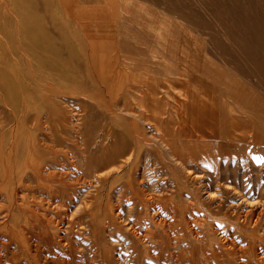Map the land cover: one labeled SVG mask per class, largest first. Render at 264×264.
I'll list each match as a JSON object with an SVG mask.
<instances>
[{
    "label": "rangeland",
    "instance_id": "obj_1",
    "mask_svg": "<svg viewBox=\"0 0 264 264\" xmlns=\"http://www.w3.org/2000/svg\"><path fill=\"white\" fill-rule=\"evenodd\" d=\"M211 103V124H218L197 144L200 110ZM31 137L44 160L36 171L67 193L63 202L35 179L29 190L18 184ZM10 149L17 168L0 177V264L27 263L15 229L25 225L23 203L46 220L49 237L68 239L77 264H104L107 253L137 264L125 227L110 237L111 218L100 202L107 188L93 201L103 172L107 186L122 190L132 180L138 190L124 200L110 194L118 226L145 216L129 210L143 199L140 189L158 195L155 208L173 199L165 210L180 196L187 225L181 247L172 250L200 259L192 239L201 217L211 215L223 223L219 229H238L264 258V0H0V151ZM9 191L12 208L22 212L6 213ZM90 199L94 205L85 210ZM48 224L57 227L55 236ZM34 231L33 242L41 225Z\"/></svg>",
    "mask_w": 264,
    "mask_h": 264
},
{
    "label": "bare ground",
    "instance_id": "obj_2",
    "mask_svg": "<svg viewBox=\"0 0 264 264\" xmlns=\"http://www.w3.org/2000/svg\"><path fill=\"white\" fill-rule=\"evenodd\" d=\"M212 106H213L212 103H211V108H209L208 106L204 105L203 109L200 110L201 116H200V122L199 123L201 124V126H200L201 137H199V139L197 140V144H198V142L201 141V139H205L206 137L209 136V134H207V130L209 128L213 129L211 126H212V124H214V122L211 124V121H213L212 117L215 115L214 114L215 110L212 109ZM217 113L219 114V112H217ZM205 116L209 117L208 121H207V118H205ZM215 120H216V117H215ZM192 122L195 123V121H192ZM132 124H134V123H132ZM215 124H216V122H215ZM215 124L213 125L214 127H215ZM135 125H136V123H135ZM137 128H138V126H137ZM158 128H160V127H158ZM214 130L215 129H213V132H214ZM135 131H136V133L138 132L137 129ZM158 132H159V130H158ZM161 133H163V132H161ZM141 134H142L141 137H143L145 133L141 132ZM160 137H161V134H160ZM144 138L148 139L146 137H144ZM31 139H32V141L30 140L31 142L28 143V141H29L28 140L27 144L24 143V147H23V162H22L23 164H21V166H23V168H22L23 169V172H22L23 173V178L18 177V178H20L18 184H21L22 181H23V186L22 187L23 188L25 187L26 189L29 190L30 189V186H28L29 182L32 183L33 179H35L36 183H37V181L40 182V184L38 183V185H40V187L42 188L41 190H43V189L47 190L48 196L53 197L55 194H58V196H60V198H61L59 200H61V202H63V200L66 197L67 193L63 192L64 190H61V188H59L58 186H52L51 184H48L47 182H46L47 183L46 184L44 182V177H41L38 174V172L36 171L37 170L36 166L37 165H41L42 161L44 162V160L42 159L43 158L42 154H41L42 152H41V150L39 148V145L35 141L37 139H33L32 137H31ZM26 140H27V138H26ZM162 140L165 141V146H169L170 148H174V145L176 147L178 146L177 144H175V142L173 144V142L168 141L165 138L164 139L162 138ZM43 142H44V140H43ZM145 142H147V141H145ZM181 142L184 143L185 145H187V143L185 141H181ZM142 143H143V141L142 142H137V143H136V141L133 142V144L134 145L136 144V146L140 144L139 145L140 147H141ZM197 146H194V148H196ZM139 151H138V153H139ZM12 152H13L12 149L7 151V153H4L3 151H0V170H1L0 177H1V179L8 178V175L10 177V174L12 173L11 172L12 169L14 170L15 168H17V166H15V163H16L15 162V158L13 159L12 155H11ZM15 154L17 155V152H15ZM195 156H197V155H195ZM16 158H17V156H16ZM191 158L193 159V157H191ZM197 159H198V157H197ZM13 164L15 166L14 168H12ZM133 164H134V162H133ZM127 165H128V162H127ZM21 166H20V168H21ZM6 167H9V173L10 174H8V169H5ZM133 167L134 166H131V169ZM121 168H122V165H119V166H117L115 168L110 169L109 171H110V173L112 175L114 171L115 172H117V170L120 171ZM128 168H129V165H128ZM136 171L137 170H135V172L133 170L130 171L131 172L130 176L132 174H135ZM90 174H91V172L89 173V175ZM15 175H16V172H15ZM18 175H19V172H18L17 176ZM142 175H143L142 178H146L145 177V171H144V173H142ZM91 176H92V174H91ZM91 176H90V178H91ZM108 177H109V174L105 173V172H103L102 174L97 175L96 179H97L98 184L96 186H94L95 188H97V190H96L97 193L94 196V200L93 201H95V204H96L97 200H99L98 198L101 196V195H98V193L102 190V188H107V192H106V194H104L105 195V200H103V198H102L100 200V202H104L106 208L108 209V212L106 213V216L111 218V221H109V225H110L109 229H112V231L110 233V237H114L116 239H117V237L118 238L121 237L120 233L123 232V227H125V229H124L125 231L123 233H125L126 235L131 237V240H130L131 245L130 246L132 247V251H133L131 256L133 257L132 259H134V261L137 264H244V262H241V259L243 258L242 257L243 255H246V256L250 257V261L252 262V264H263L264 258L261 256V254H263L262 251L261 252L259 250L257 251V249H255L254 246H252V244L250 242H248V240H246L247 242L245 241V243H244L245 239L243 240V238L240 235L238 229H236V231L238 233L234 229H231L228 225H224L222 229H219L220 227H222L221 225H223V223H220V222L214 223V221H213L214 218H213V220H210V219H212L211 215L209 216V217H211L209 219L210 223H209V220H208L209 217H207L208 215L207 216H203L202 215L203 217L200 216L201 219H200V222H198V224L199 223L201 224V225L199 224L200 233H198L197 236H194L193 239H192V240L195 241V244L197 246L198 252L200 254V259H198V257L196 258L195 255H194V257L192 255H190V256L186 255V252H188V250L185 251L184 253L182 251H181L182 253H177V251H176V250H178L177 248H175L176 250H174V249L172 250L171 248H173V247H177V246L181 247V245H182L181 244L182 241L180 240V239H182L181 238V235H182L181 230L186 228V225H187V222H186L187 220L184 217V210L186 209L185 208L186 205L183 204V202L181 203V201L179 200L180 196H179V199H176L174 201L175 203H173V205H172L173 208L170 207L169 210H167L168 208L165 210V206L166 207L167 206H171V201H173V199L172 200H169V199L160 200V198H158L157 201L160 200L162 203L164 201V205H163V208L162 207L161 208H155L151 204V201L153 199H156V197L158 195L154 196L152 194H146L144 190L140 189L139 190L140 194L141 195L144 194L143 199L139 200V203H135L133 206H130L131 208H129V210H138V214L141 211V215L143 213L145 216H139V217H135L134 216L135 219L137 218L136 220L132 219L133 220L132 222L128 223L127 225L123 224L122 227L118 226V223H116L117 220H118V217H117V214H115V211H114V209L117 210V206H115L113 203L109 204V198L111 197L110 194L115 192V191H117L116 197L124 200V197H126V195L128 193H130V192L133 195L134 194L137 195L138 192H136V191H138V190H135V187H134L133 183L131 182L132 180L130 181V185L126 186V189L122 188V190H121V188H120L121 191L118 190L117 188L114 189V186H115L114 184H110V186H107L106 181L108 180L107 179ZM6 184L8 185V183H6ZM33 184H35V183H33ZM89 184H91V182ZM177 184H179V183H177ZM153 186H155V185H153ZM138 187L140 188V186H138ZM180 187H182V186H180ZM181 189L182 188L176 189L179 194H181ZM67 191H69V190H67ZM11 192L9 191V195L7 194L9 196V198H10V205H9V207H7L6 213L9 214V215L13 214V213L16 214L14 212V210L16 211V209L12 208L14 206L12 204L14 199H13V196H12ZM125 193H127V194H125ZM33 195H34V193H33ZM40 195H41V193H40ZM128 195H130V194H128ZM34 196H36V195H34ZM9 198H8V200H9ZM32 198H34V197H32ZM71 199H74V198L72 197ZM32 200H34V199H32ZM133 200H135V199L133 198ZM67 201H68V199H67ZM93 201L91 200L90 204L86 205V207L88 209H85V210H90L91 206L94 205ZM116 201L117 200H115L114 203H116ZM73 202H74V200H73ZM122 202H124V201H122ZM124 204H125V202H124ZM27 206H28L27 203H23V214H22V216H23L24 219L23 218L22 219H23V222H24L25 225H23V224H21V225H23L24 227H22L20 225V223L17 225L16 224L17 220L15 222V224L17 225L15 227L16 232L20 235V237L23 238L21 240L24 242L22 244V246L24 245L23 254H24V257H26V259H24L25 262H27L26 264H74V263H76L75 254L73 255L72 251L70 249L66 248V247H68L67 244L69 243L68 239L66 240L67 241L66 242V241L62 240V238L59 237V236H58V240L55 239V237H53V236L49 237L48 236L49 233H47L48 231L46 232V230H44L45 229L46 220L44 222V219H42V222H41V220H40V218L38 216L30 215V212H28L30 210L27 208ZM31 208H33V207H31ZM35 208H37V207H35ZM18 210H21V209H17V211H16L17 213H19ZM120 210H121V208H120ZM21 212H22V210H21ZM119 212H121V211H119ZM121 213H123V212H121ZM38 214H39V212H38ZM90 214H91L92 218L93 217L95 218V215L93 216V212H91ZM111 216H114V217H111ZM120 216H121V214H120ZM31 217L34 220H32ZM121 220H123V219H121ZM130 221H131V219H130ZM21 222H22V220H21ZM67 222H68V220H67ZM101 222H102L101 220H98L97 222H94L95 227L100 229L101 225L103 226V224H101ZM105 223H106V221H105ZM35 225H37V226L41 225V232H40V234L37 233L40 230V228H39V230L36 232L37 233V236H36V240L37 241L34 239L35 241L33 242L31 240L33 239V235H34V233L36 231V230L34 231ZM61 226H60V228H61ZM50 227H53V226L51 225ZM104 229L106 230V227ZM56 230H57V227H53L52 230H50V231H52L51 233L54 232V236H55ZM1 231H2V229H1ZM65 232L66 231H64V233ZM28 233H30L31 239H30L29 235H28L29 237H27V239L25 238L26 234H28ZM221 233H223V234H221ZM176 234H178V235H176ZM61 236L64 237L63 235H61ZM108 238H109V236H108ZM119 241H121V240H119ZM102 243H104V242H102ZM102 245H101V247H102ZM189 248H191V247H189ZM163 251H166L168 255H164L163 253H165V252H163ZM79 254H76V255H79ZM199 254H197V255H199ZM128 255H129V253H128ZM103 258H104V260L106 262L104 264H126L124 256H121V254H119V253H114L113 255H111L110 253H107V254H105V256H103ZM100 262H99V264H100Z\"/></svg>",
    "mask_w": 264,
    "mask_h": 264
}]
</instances>
